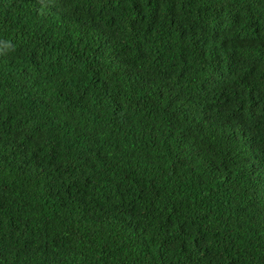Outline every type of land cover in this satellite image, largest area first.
Here are the masks:
<instances>
[{"label": "trees", "instance_id": "1", "mask_svg": "<svg viewBox=\"0 0 264 264\" xmlns=\"http://www.w3.org/2000/svg\"><path fill=\"white\" fill-rule=\"evenodd\" d=\"M0 264H264V0H0Z\"/></svg>", "mask_w": 264, "mask_h": 264}]
</instances>
